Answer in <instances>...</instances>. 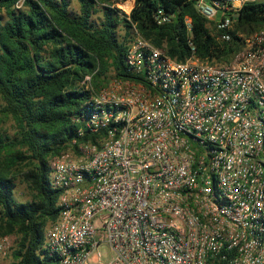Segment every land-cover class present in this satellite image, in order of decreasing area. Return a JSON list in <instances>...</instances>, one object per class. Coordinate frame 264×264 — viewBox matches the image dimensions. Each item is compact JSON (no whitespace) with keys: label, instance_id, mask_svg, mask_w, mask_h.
I'll return each instance as SVG.
<instances>
[{"label":"built area","instance_id":"obj_1","mask_svg":"<svg viewBox=\"0 0 264 264\" xmlns=\"http://www.w3.org/2000/svg\"><path fill=\"white\" fill-rule=\"evenodd\" d=\"M259 0H194L232 41ZM135 0H127V15ZM130 6V7H129ZM159 25L174 14L155 11ZM189 32L191 21H185ZM125 65L73 118L50 163L60 214L45 231L51 264H264V29L242 33L229 63L184 62L132 24ZM91 77L84 81L91 89ZM109 246L107 259L100 248ZM14 239L0 236V264Z\"/></svg>","mask_w":264,"mask_h":264},{"label":"trees","instance_id":"obj_2","mask_svg":"<svg viewBox=\"0 0 264 264\" xmlns=\"http://www.w3.org/2000/svg\"><path fill=\"white\" fill-rule=\"evenodd\" d=\"M77 1L78 9L72 0H0V114L17 129L14 138L0 133V236L16 237L9 264H51L45 231L60 209L50 163L70 148L73 118L93 95L112 78L129 76L132 24L182 62L191 56L192 43L201 60L229 63L243 47L239 33L264 29V0L243 7L230 42L217 40L194 0H135L130 15L113 7L114 0ZM161 7L174 14L171 23H157ZM87 77L91 89L84 84ZM17 171L31 190L29 201L16 198Z\"/></svg>","mask_w":264,"mask_h":264},{"label":"rangeland","instance_id":"obj_3","mask_svg":"<svg viewBox=\"0 0 264 264\" xmlns=\"http://www.w3.org/2000/svg\"><path fill=\"white\" fill-rule=\"evenodd\" d=\"M116 1V3L113 5V7H116L118 9H120L123 13L127 14L128 13V7L124 6L123 0H114ZM74 8L78 9L79 4L77 0H72ZM102 10V9H100ZM100 17H102V13L99 12L95 15V19L98 20ZM0 106H1V102H0ZM16 124L15 122L8 118L3 116L2 114H0V133H2L4 136L6 137H10V138H14V136L16 135ZM25 169V166H23L21 168V171ZM21 171H17L16 172V198L19 201H29L31 199V190L28 187L26 181L24 180L23 174L21 173ZM23 172V171H22ZM14 239V241L16 240V237H12ZM101 253L107 257V259H111L112 257V252L109 248V246L105 245L103 247L100 248ZM11 261V257L9 256L8 259H6L4 262H2L1 264H9Z\"/></svg>","mask_w":264,"mask_h":264},{"label":"bare ground","instance_id":"obj_4","mask_svg":"<svg viewBox=\"0 0 264 264\" xmlns=\"http://www.w3.org/2000/svg\"><path fill=\"white\" fill-rule=\"evenodd\" d=\"M127 7V6H126ZM130 7V6H129Z\"/></svg>","mask_w":264,"mask_h":264}]
</instances>
